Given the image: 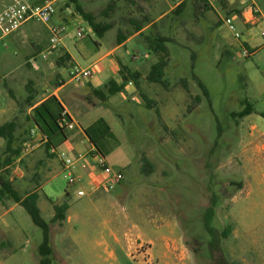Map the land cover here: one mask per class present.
<instances>
[{
  "label": "rangeland",
  "instance_id": "1",
  "mask_svg": "<svg viewBox=\"0 0 264 264\" xmlns=\"http://www.w3.org/2000/svg\"><path fill=\"white\" fill-rule=\"evenodd\" d=\"M65 1V7L75 18L81 20L77 7L91 15L95 24L107 26L98 38L84 25H77L67 12L63 13V42L76 55L77 66L85 68L92 62L97 48L102 53L115 48L120 38L139 26L145 28L140 36L130 39L112 54L128 70L145 71L147 76L155 58L143 37H166L168 62L162 80L168 87L163 89L158 84L138 80L140 92L155 104L153 108L143 106L132 86V94L126 90L122 91V99L115 96L118 108L113 112L118 129L113 135L118 145L107 155V161L112 172L120 170L123 163L128 164L123 169L124 179L118 172L122 176L118 187L114 191H100L97 198L104 209L92 207L94 200L88 198V229L75 225L70 228L75 230L74 238H80L78 249L73 237L62 236L65 232L49 224L43 211L39 213L49 224L51 264H83L78 258L87 254L88 264H106L103 250L94 248V242L103 234L100 226L103 219L108 221L113 215L127 217L139 225L149 220L175 222L182 241L193 250L197 264H209L211 257H223L239 264H264V38L259 35L261 25H243L236 18L241 6L235 1L223 2V7L220 0ZM203 3L207 5L206 10L202 9ZM108 5L110 11L105 13ZM255 5L259 8V1ZM60 7L58 3L56 8ZM165 11L167 14L157 19ZM227 13L233 32L223 23ZM32 25L44 31L43 24ZM80 28L84 34L78 39L75 32ZM234 33L239 35L238 39ZM241 44L246 47L248 57L243 56ZM1 45L8 47L16 58H13L11 74L0 84V91H8L16 102H26L27 95L45 94L42 86L47 91L54 87L48 75L42 84L37 83L23 65L24 61H17L22 53L6 40L0 42V53ZM78 45L81 50H77ZM35 54L32 61L39 65L41 60ZM46 59L48 62L51 57L48 55ZM68 65L63 64L64 70ZM61 76L66 81L64 72ZM179 80L187 84L190 98H199L197 103L187 98L177 85ZM197 82L205 90V97ZM68 87L78 86L68 84ZM246 106L252 113L238 119L236 115ZM26 120L20 113L14 123L29 126ZM56 149L64 152L60 147ZM140 157L152 167L150 174L139 172ZM48 160L54 164L53 170L40 167L35 171L39 181L33 187H38L39 203L43 197L58 202L65 191L69 192L68 204L74 206L83 201L84 197H76L77 187L67 186L61 168L58 171V162ZM18 168H21L19 164ZM229 183H239L241 187L235 190ZM211 197L214 207L210 225L214 237L224 226L230 227L224 239H215L218 241L215 249L207 247L209 238L201 225L203 209ZM113 201L116 206L109 205ZM8 220L15 221L26 238L15 240L11 245L13 257L5 262L0 258V264H37L35 248L41 239L40 231L20 207L9 214ZM124 235L122 239L130 254H121L113 247L117 253L116 264L141 262L132 250L133 234L127 229Z\"/></svg>",
  "mask_w": 264,
  "mask_h": 264
},
{
  "label": "crops",
  "instance_id": "2",
  "mask_svg": "<svg viewBox=\"0 0 264 264\" xmlns=\"http://www.w3.org/2000/svg\"><path fill=\"white\" fill-rule=\"evenodd\" d=\"M11 1L12 0H0V12L3 11ZM25 1H29V3L33 5L41 2V0ZM258 1L260 3V15H255L253 21H255V25L259 24L262 27L260 20L264 16V0H253L254 3ZM58 3H60V8H56ZM65 4V0H57L55 2L54 14L46 25L43 24V32L35 29L32 25L35 22H27L7 36L0 35V42L6 40L9 46L22 53V57H19L17 61H24L23 65L35 76L37 83L42 84V81L46 79L45 75H48V77L53 79L55 84L50 91H47L42 86V91L45 94H39L36 97L27 95L29 99L26 102H24V100L22 102H16L8 91L4 93L0 91V127L5 125V129L0 134V181L1 183H7L19 198H23L31 193H35L37 196L38 187L37 185L33 187V185L36 184V181H39L37 172H35L38 168L41 167L44 170H53L54 164L48 159H54L58 162V171H60L62 165L58 158V154L64 153L66 157L74 159L79 156L75 161L74 176L79 178L80 184L77 186V190L83 191L84 196L76 197L77 199L84 197V200L78 201L79 203L74 206L67 202L68 207L64 214L62 228L65 232L62 236L73 237L72 241L78 249L81 243V241H79L80 238H74L73 231L75 230L71 231L70 228L75 225L76 227L84 226L88 229V198L94 200V204H91L92 207H101L104 209V204L97 198L101 191L97 188L98 185L113 173H121L124 179L123 169L128 167V164L125 162L120 166V170L112 172V170L108 168L107 156H105L103 159V170L100 171L95 168L97 158H95L93 154H90L93 148L84 136L83 130L100 118L114 134V131L118 129V124L113 112L118 108V101L115 99V96H119L122 99V91L127 90L130 91L129 94H132L134 88L127 87V89H125L126 86H124L121 92L112 94L111 96H105L102 102L95 97L93 92L97 91L104 94V86L108 82H112L114 86H118L121 83L117 72V65H122L112 53L130 39L139 36V33H142L145 28H141L139 32H132L126 37L120 38L119 44H117L115 48L103 53L101 52V48H97L96 53L91 57L92 62L85 67L90 69V78L83 86L70 89L68 83L62 80L61 72H64L66 76L69 66L77 64V58L72 50L66 48L63 42L65 37L64 34H62L58 45L49 55L51 59L48 62V59H40V64L35 65L32 61V55L35 53L40 55L46 49L49 38L48 29L64 24L63 21L65 20L62 18V15L65 12L73 18L77 25H84L88 32L92 34L88 25L82 19L75 18L69 8L65 7ZM165 14H167V11L162 12L157 19L163 17ZM236 18L245 26L249 25L246 22L251 19L248 12L243 10L242 7L236 14ZM76 48L77 50L82 49L79 45ZM33 51L35 52L33 53ZM14 56L15 54L12 53L8 47L1 45V85L5 77L11 74L13 69V58H16ZM65 63L69 64L66 70H64L63 66ZM128 71L138 73L139 80H143L147 74L145 71L141 73L138 72V70ZM49 96L56 98L64 114L74 126L71 130L64 132V141L57 146L63 149L64 152L56 148L45 152V140L42 139L30 122L31 110ZM20 113L24 115L25 120L27 119L26 121L29 123V126H27V124L23 126L14 123L15 117ZM10 123H13V125L6 127V125ZM113 151L114 150L110 153ZM18 164L21 168H18ZM117 187L118 186H115L113 191ZM65 193L67 194L68 201L69 192L65 191ZM46 198L47 197H43V200L39 203V198L37 196L35 205L39 213H42V211L45 213L49 223L52 217V209ZM62 200L63 198L55 203L59 204ZM109 205L116 206V203L113 201V203ZM16 207L18 208L19 206L13 203L6 195L0 194V258L3 259V262L13 257L11 245L14 244L15 240H21L22 237L26 238L19 225H17L15 221L12 223L8 220L9 214L13 212ZM109 218L108 221L103 219V222H101L100 226L103 234L94 242V248L103 250V260L106 264H116L117 253L114 252L113 247H116L121 254H130L129 248L122 239V237H126L124 231H127V229L130 230L134 236V246H136V244L145 245L146 248L144 253L149 257L152 264H197L193 259L192 253L182 241V237L175 222L171 220H149L139 225L131 222L127 217L113 215ZM134 246L132 250H134ZM138 256L140 257L141 255ZM87 258L88 254L85 257L78 258V260H83V264H88ZM137 264L143 263L141 261Z\"/></svg>",
  "mask_w": 264,
  "mask_h": 264
},
{
  "label": "trees",
  "instance_id": "3",
  "mask_svg": "<svg viewBox=\"0 0 264 264\" xmlns=\"http://www.w3.org/2000/svg\"><path fill=\"white\" fill-rule=\"evenodd\" d=\"M220 5L223 7L224 3L222 0L218 1ZM80 18L88 25V28L92 32V34L96 37H100L101 34L107 30V26L97 25L93 22V17L88 14H84L79 8L75 7ZM202 9L206 10L207 5L203 3ZM110 11V6H106L105 13ZM228 15V13H227ZM141 27L135 26L134 33L139 32ZM140 36V33H139ZM120 41V39H119ZM143 41L147 47V49L151 52V54L155 58V63L150 67L148 75L144 78V80L148 83H154L161 86L163 89L168 87V83L162 80L163 70L165 69L168 62V54L165 44L169 42L166 37L160 35H153L151 37H143ZM119 43V42H118ZM241 46L246 50V47L241 44ZM248 53V51L246 50ZM249 54V53H248ZM249 56V55H248ZM67 59V58H66ZM118 75L120 77L121 83L118 86H114L112 82H108L105 86V93L101 94L100 92H93L95 97L102 102L105 99V96H111L112 94L119 93L125 86L127 81L131 82L132 87L137 91L138 97L145 108H153L155 105L152 101L148 100L139 90L138 80L139 75L136 72H129L125 67L117 65ZM177 85L186 93V96L190 100H194L195 103L199 101L197 96L193 98L188 95L187 84L183 80H179ZM197 87L201 90L202 95L205 97L206 92L203 87L197 82ZM28 97H26V101H28ZM189 107V106H188ZM187 107V108H188ZM195 107L194 105L192 106ZM191 109V108H190ZM61 113H63V109L56 100L55 97L49 96L37 106H35L31 110L30 122L33 127L36 128L40 136L45 140L44 148L45 152L48 150L55 149L59 144L64 141V132L67 131L66 128L60 123ZM252 113L251 108L245 107L241 112H239L236 116L238 119H241L245 116H248ZM157 116V113H156ZM158 118V116H157ZM64 119L69 122V119L66 115H64ZM13 125L10 123L6 125L9 127ZM164 128V127H163ZM5 129V125L0 127V134ZM83 134L88 140V143L92 146L93 151L90 154L97 159L103 160L105 156H107L112 150H114L118 143L110 131L109 127L105 124L102 119L95 120L90 126L83 130ZM49 156V155H48ZM140 167L139 172L142 175H148L152 171V167L147 163L144 157H140L139 159ZM229 185L235 187V190L240 189L239 183H229ZM0 194L6 195L11 201L17 204L22 210L26 213L30 222L33 226H35L40 231V243L36 247V263L37 264H51L50 258V247H49V235H48V225L40 218L39 211L35 205L36 195L35 193H31L26 195L23 198H19L17 194L9 187L7 183H1L0 181ZM47 202L50 204L52 209V217L49 220V224L54 225L60 231L63 228L64 223V214L67 210V194L63 193V200L56 204L51 199L46 198ZM213 207L214 200L211 197L210 203L207 207L203 209L201 215V225L208 236L207 247L215 249L216 241L215 239L221 240L224 239L229 231L230 227L228 225L224 226L222 230L217 234V237L214 234V230L211 227L210 223L213 216ZM185 243V242H184ZM186 247L187 244L185 243ZM189 251L194 254L193 250L188 248ZM209 264H239L234 261H229L223 257L214 258L211 257Z\"/></svg>",
  "mask_w": 264,
  "mask_h": 264
},
{
  "label": "built area",
  "instance_id": "4",
  "mask_svg": "<svg viewBox=\"0 0 264 264\" xmlns=\"http://www.w3.org/2000/svg\"><path fill=\"white\" fill-rule=\"evenodd\" d=\"M57 0H41L39 4H29L24 0H12L11 3L0 12V35L7 36L13 32H15L21 25L27 22H38L46 25L49 19L54 14V4ZM226 4H231L234 1L243 8V10L247 11L251 19H249L246 23L249 25H255L254 17L255 15H260L259 8L255 5L253 0H222ZM239 12V11H238ZM224 25L227 30L230 32L234 31V27L231 23L230 18L225 16ZM260 23H262V27L260 28L259 35L264 38V16L261 18ZM64 33L63 26H54L48 29V44L46 49L39 55L41 60L46 59L48 55L51 54V50L54 49L59 40ZM84 34L83 29H78L75 32V37L80 39ZM234 38L238 39L239 35L234 33ZM242 54L244 57H248V53L241 46ZM33 64V63H32ZM91 76V72L89 68H81L75 64L69 66L66 72V82L68 84H72L74 86L81 87ZM126 87H131V82L127 81L125 83ZM131 101L133 99L131 98ZM64 112L61 113L60 123L66 128V130H71L74 126L71 121L67 122L64 119ZM35 128V127H34ZM36 129V128H35ZM37 131V130H36ZM38 132V131H37ZM43 139V138H42ZM44 140V139H43ZM58 158L61 162V172L63 175V179L65 180L67 186H79L80 180L76 176H74V168L75 161L79 158L77 156L74 158H68L64 154H58ZM95 167L102 169L104 167L103 160L97 159L95 163ZM122 176L119 173H113L106 179H104L99 185L98 189L103 191H112L114 187L120 182ZM77 197L84 196L83 191H76ZM138 248L134 249L137 255H141V261L143 264H152L149 257L144 253L145 248H142L141 245H137ZM131 258V255L129 256Z\"/></svg>",
  "mask_w": 264,
  "mask_h": 264
}]
</instances>
